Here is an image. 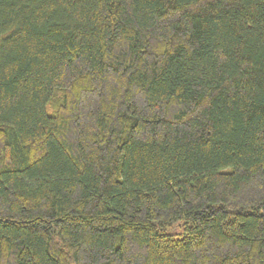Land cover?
Returning a JSON list of instances; mask_svg holds the SVG:
<instances>
[{"label": "trees", "instance_id": "obj_1", "mask_svg": "<svg viewBox=\"0 0 264 264\" xmlns=\"http://www.w3.org/2000/svg\"><path fill=\"white\" fill-rule=\"evenodd\" d=\"M0 264H264V0H0Z\"/></svg>", "mask_w": 264, "mask_h": 264}]
</instances>
